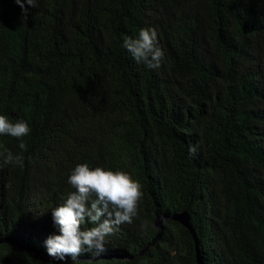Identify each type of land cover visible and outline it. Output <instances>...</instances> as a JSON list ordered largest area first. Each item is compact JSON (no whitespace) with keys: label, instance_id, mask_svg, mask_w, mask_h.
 <instances>
[{"label":"trees","instance_id":"16d2710c","mask_svg":"<svg viewBox=\"0 0 264 264\" xmlns=\"http://www.w3.org/2000/svg\"><path fill=\"white\" fill-rule=\"evenodd\" d=\"M149 27L158 69L121 47ZM0 114L31 128L0 168V264H65L43 241L79 163L143 192L82 262L264 264V0H37L24 20L0 0Z\"/></svg>","mask_w":264,"mask_h":264},{"label":"clouds","instance_id":"9594fccd","mask_svg":"<svg viewBox=\"0 0 264 264\" xmlns=\"http://www.w3.org/2000/svg\"><path fill=\"white\" fill-rule=\"evenodd\" d=\"M13 2L20 8L24 20L37 0ZM121 47L135 63H143L148 69H158L165 58L157 33L151 27L139 29L134 37L124 36ZM30 132L26 120H12L0 114V136L14 138L19 149L13 153L0 144V168L23 166L26 150L23 138ZM67 183L72 190L49 210L56 231L48 235L43 244L53 260L65 264H93L91 259L82 262L80 258L85 254L91 257L104 254L106 237L138 217L142 186L127 171L90 167L88 163L76 164L67 176Z\"/></svg>","mask_w":264,"mask_h":264},{"label":"water","instance_id":"95a60500","mask_svg":"<svg viewBox=\"0 0 264 264\" xmlns=\"http://www.w3.org/2000/svg\"><path fill=\"white\" fill-rule=\"evenodd\" d=\"M173 220L178 221L184 227H186L189 230L190 234L193 236L194 240L196 241L195 234H194V230L189 225L188 217H186L185 215H183V216H176V217H173ZM156 226H157V228H158L159 231L162 230V220L161 219H158L156 221ZM197 254H199V252H197ZM197 264H204L203 261L201 260V258L199 257V255L197 256Z\"/></svg>","mask_w":264,"mask_h":264}]
</instances>
